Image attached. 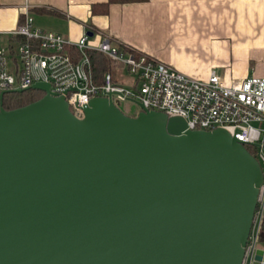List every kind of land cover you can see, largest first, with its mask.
<instances>
[{
    "label": "water",
    "instance_id": "obj_1",
    "mask_svg": "<svg viewBox=\"0 0 264 264\" xmlns=\"http://www.w3.org/2000/svg\"><path fill=\"white\" fill-rule=\"evenodd\" d=\"M32 90L0 106V264H244L264 173L235 136Z\"/></svg>",
    "mask_w": 264,
    "mask_h": 264
},
{
    "label": "built area",
    "instance_id": "obj_2",
    "mask_svg": "<svg viewBox=\"0 0 264 264\" xmlns=\"http://www.w3.org/2000/svg\"><path fill=\"white\" fill-rule=\"evenodd\" d=\"M24 13L18 28L7 32V43L0 41V95L47 83L79 119L92 99L109 98L120 109L124 102L139 103L149 111L183 118L189 131L226 130L246 148H254L252 155L264 173V77L232 79L226 84L213 72L200 80L129 46L115 44L107 35L97 47L90 45L88 32L78 42L69 41L60 33L35 27L28 5ZM92 52L115 64L114 71H124L121 76L130 78L129 82L126 78L119 81L114 72L98 78ZM257 203L244 264H264V182ZM259 251L263 252L261 261L257 260Z\"/></svg>",
    "mask_w": 264,
    "mask_h": 264
},
{
    "label": "crops",
    "instance_id": "obj_3",
    "mask_svg": "<svg viewBox=\"0 0 264 264\" xmlns=\"http://www.w3.org/2000/svg\"><path fill=\"white\" fill-rule=\"evenodd\" d=\"M107 1L0 0V37L18 28L28 5L37 28L72 42L88 32L96 47L107 35L200 80L229 63L231 47L248 46L253 75L264 77V0Z\"/></svg>",
    "mask_w": 264,
    "mask_h": 264
},
{
    "label": "trees",
    "instance_id": "obj_4",
    "mask_svg": "<svg viewBox=\"0 0 264 264\" xmlns=\"http://www.w3.org/2000/svg\"><path fill=\"white\" fill-rule=\"evenodd\" d=\"M148 0H108L105 6L115 3H128V2H143ZM91 60L94 64V72L98 75V78H101L103 74L107 72H114L115 64L108 60L103 54L92 52L90 54ZM43 93L34 91L32 89L23 91V92H12L7 93L1 99L0 95V106L4 107L8 111H13V109H18L27 106L30 103L39 101L43 97ZM251 154L255 155V150L253 147L249 146L247 148ZM263 234L261 237V244L264 246V229L262 230Z\"/></svg>",
    "mask_w": 264,
    "mask_h": 264
},
{
    "label": "rangeland",
    "instance_id": "obj_5",
    "mask_svg": "<svg viewBox=\"0 0 264 264\" xmlns=\"http://www.w3.org/2000/svg\"><path fill=\"white\" fill-rule=\"evenodd\" d=\"M231 39V38H230ZM1 43L2 45H5L6 42V38L5 37H1ZM230 42V41H229ZM232 43H230V46ZM248 46H241L239 48H234L231 47L230 48V52L228 55V59L230 60L229 63L227 65H224L223 67H217L216 68V72H218L220 75L223 76L226 84L231 83L232 79L235 78H240L239 74L242 73H247V68L249 67V70L251 71L252 69L250 68V63L251 61L249 60L248 56H247V48ZM248 58V59H247ZM247 61V63H246ZM228 72L227 75H225V72ZM124 71H121L119 73V71H114L113 75L115 76L116 79H118L119 81H122L126 78L127 82H129L130 78H127L126 76L124 77L121 76L122 74H124ZM227 76V77H225ZM250 76H255L253 75V71L250 72ZM256 77V76H255ZM121 110L127 115V116H136L138 111H139V107L136 103L130 101V102H124L120 104Z\"/></svg>",
    "mask_w": 264,
    "mask_h": 264
}]
</instances>
